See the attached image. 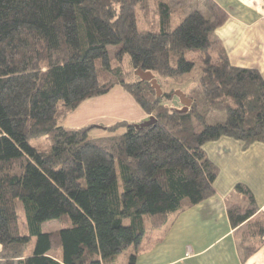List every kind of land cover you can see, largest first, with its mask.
<instances>
[{
    "label": "trees",
    "instance_id": "obj_1",
    "mask_svg": "<svg viewBox=\"0 0 264 264\" xmlns=\"http://www.w3.org/2000/svg\"><path fill=\"white\" fill-rule=\"evenodd\" d=\"M204 5L210 19L193 11L174 26L167 0H0V264H110L130 248L127 264H136L152 232L215 195L219 169L207 143L264 144V76L231 66L211 40L227 14ZM139 11L157 31L139 29ZM196 66L202 100L223 122L209 124L188 95V113L170 110L177 89L158 98L136 76L151 72L161 85ZM117 87L156 123L63 127ZM96 128L110 136L90 139ZM40 138L50 150L31 145ZM235 189L247 205H231L228 218L234 229L248 222L240 237L248 260L264 244V219L250 221L254 195ZM63 219L62 229L43 232Z\"/></svg>",
    "mask_w": 264,
    "mask_h": 264
},
{
    "label": "crops",
    "instance_id": "obj_2",
    "mask_svg": "<svg viewBox=\"0 0 264 264\" xmlns=\"http://www.w3.org/2000/svg\"><path fill=\"white\" fill-rule=\"evenodd\" d=\"M206 1L168 0L180 7L178 23L193 11L206 10ZM211 1L227 14L226 21L211 36L214 45L226 52L231 66L264 76V0ZM87 107L92 108L88 116L76 120L75 116ZM149 117L117 87L83 103L65 119L63 127L76 131L94 126L98 120L108 121L104 127L120 122L141 124ZM108 136L105 130L94 138L89 134L90 139ZM204 150L219 169L215 195L180 214L169 227L152 232L143 241L136 264H264V244L254 256L243 259L240 237L248 222L234 229L228 218L231 205H247L244 195L235 189L241 184L250 189L259 208L250 221L264 219V144L256 143L245 150L241 142L222 138L207 143ZM2 250L0 245V260Z\"/></svg>",
    "mask_w": 264,
    "mask_h": 264
},
{
    "label": "rangeland",
    "instance_id": "obj_3",
    "mask_svg": "<svg viewBox=\"0 0 264 264\" xmlns=\"http://www.w3.org/2000/svg\"><path fill=\"white\" fill-rule=\"evenodd\" d=\"M171 5H172V3H171ZM172 8H173V15H172L173 16V25L176 26L177 24H179L178 18L180 17V11H179L180 7L177 4V5L173 6ZM153 9L156 10V6H154ZM203 12L208 19L211 18V15L206 10H204ZM138 20H139V29L140 30H142V31H157L158 30V24L148 23L146 20V16L141 11L138 12ZM152 20H154L156 22L158 21V17H157V15H155V13L151 17L150 21H152ZM187 58L192 59L193 57H192V55H187ZM124 66H127V65L124 64ZM201 74H202L201 67L196 66L195 69L191 73L186 74L182 77H179L178 79H161L162 91H170L171 89H177L176 91H182L186 95L194 97L200 103L201 112L204 114V116L206 117L207 122L209 124L223 122L225 119L224 115L210 111V110H207L208 107L204 104V102L202 100L201 92L199 89V79H200ZM171 104L174 108L181 106V104L178 101H174ZM98 108H100V107L98 106L95 109H98ZM91 110H92L91 107H87L85 111L82 110L78 116H75V119L77 120V119L85 118L86 116H88V114ZM92 112H94V111H92ZM112 119L113 118L109 117V120H112ZM107 122L108 121L103 123V121L98 120V121L94 122L95 123L94 126H103V125H106ZM99 132H103V130H100L99 128L94 129L93 131H91L90 137L91 138L96 137L97 133H99ZM31 145L36 147V148H40L41 150H46V151L50 150V145H49L46 138H40V139L32 140ZM20 213H22V211H20ZM64 222H66L65 219H63V220H52V221L45 222L42 225V230H43V232L58 231V230L63 228ZM125 224L128 225L129 221H125ZM34 243H35V239L33 240L32 245H34ZM60 252L61 251H59L57 253H53V255L54 256L58 255V254H60ZM132 252H133V248H130L129 250L124 251V252L120 253L119 255H117L115 260H113V262H108V263H110V264H127V259L129 258L130 254Z\"/></svg>",
    "mask_w": 264,
    "mask_h": 264
},
{
    "label": "water",
    "instance_id": "obj_4",
    "mask_svg": "<svg viewBox=\"0 0 264 264\" xmlns=\"http://www.w3.org/2000/svg\"><path fill=\"white\" fill-rule=\"evenodd\" d=\"M136 76L140 78L142 81L151 83L152 89L156 91L157 97H161L163 95L162 87L158 83V80L155 78V76L151 72H145L143 70H138L136 72ZM176 97L179 99L181 108H173L169 107L170 110H174L179 114H185L188 113L193 105V100L190 99L185 93L182 91H176L175 92ZM156 123V119L154 117H149V119L139 125H136V128H145L150 127L153 124Z\"/></svg>",
    "mask_w": 264,
    "mask_h": 264
}]
</instances>
